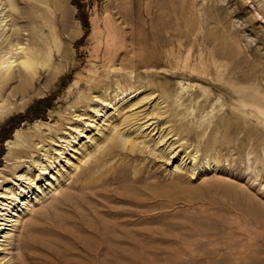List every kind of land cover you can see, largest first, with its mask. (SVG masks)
<instances>
[{"label": "rangeland", "instance_id": "374dc122", "mask_svg": "<svg viewBox=\"0 0 264 264\" xmlns=\"http://www.w3.org/2000/svg\"><path fill=\"white\" fill-rule=\"evenodd\" d=\"M33 13L55 75L1 93L0 191L50 164L61 136L74 146L15 239L0 237L2 264H264V0H0V63ZM106 170L129 202L95 193ZM91 208L117 212L112 232L126 223L121 252L77 246Z\"/></svg>", "mask_w": 264, "mask_h": 264}, {"label": "bare ground", "instance_id": "6f19581e", "mask_svg": "<svg viewBox=\"0 0 264 264\" xmlns=\"http://www.w3.org/2000/svg\"><path fill=\"white\" fill-rule=\"evenodd\" d=\"M11 4L13 6L15 5L13 1H11ZM38 10L40 11V9ZM28 22L31 25L30 33L28 35L29 38L27 39L28 43L26 42V45L22 44V38H21L22 36L17 30L18 31V32L16 31L17 34L12 35L15 37L11 40L9 39L10 41L9 48L11 49V53L13 54L10 56V58H6V60L4 59L3 61H1L2 63H0V96L2 95L1 93L7 91L10 88L11 91L8 90V92L10 93L7 94L10 100L16 97L18 94L24 96L28 92H31L34 86L37 85L36 83L38 81L37 80L38 73H41V71L44 70V68L49 73V76L51 73L53 74L55 73V71H53L54 69L51 70V69L46 68L50 65L49 63L51 62L50 59L53 54V51L51 49L52 44L50 43V40H49L50 37H48L49 35L43 37L42 34H40V32L43 31V29L45 28V25L44 24L42 25V23L40 25L41 21L39 17L36 16L34 13L29 16ZM68 26L69 24H66L65 27L68 28ZM21 28L19 30H21ZM23 37H25V35ZM1 47L4 48L5 45L3 46L1 45ZM58 47L60 50V45H58ZM3 56L5 55L3 54ZM6 57H9V56H7L6 54ZM142 62L144 63L143 65L150 64V61H148V59H142ZM14 82H18L19 84L15 87L13 84ZM101 111L102 110L99 109L96 112L100 113ZM77 117H78V119H76L77 122L78 120L83 119L81 118V115L79 116L77 115ZM75 130L79 131V133L85 131L84 129H79L77 126ZM39 134L41 137L44 136L43 133H39ZM64 137L65 136H61L60 139L58 140L59 142L55 144L56 146H58V147L55 146L56 147L55 152H54L55 156L51 155L50 150L48 149L45 150L44 155L47 156V158H45V161H47V159L49 158L48 161L50 162V164L43 163L44 158H36V160L34 159V161L29 162L30 163L29 168L31 167L32 168L30 170H25V172H22L20 175H17V177H15V181H12L9 183H5L6 180L4 181L5 184L3 185L0 191V237H4L9 242L15 239L14 237H11V236L14 235L13 232L19 229V226L21 225L23 221L22 216L28 210L32 209V207L34 206V203L41 199L40 196H44L46 194L45 187L50 184H53L51 182L49 183L50 177L48 178V176L52 174V171L50 170L51 168H54L55 170H57V173H56L57 175H54V174L52 175V178L54 180H58L60 179V176L64 175L62 172L64 168V165L62 168V157H63L62 155L66 152L65 151L66 147L74 146L72 145V142H74L73 140H68V139H65ZM73 138H77V137H73ZM64 143H65V146H64ZM26 146L25 148L21 147L23 149L21 150L20 153H25V154L28 153L29 155L31 154V152L37 150V148L33 147L32 145H29L27 147ZM52 158L53 160H51ZM95 164L96 163L94 164L92 163L91 166H89V168L90 169L94 168ZM110 169L113 170V168H110ZM109 170H106V172H104L101 175L94 176L96 182H100L104 180V182L101 183L100 189H97L95 193L101 196L105 200L110 201V199H116V198L120 200L121 197H123L124 200H127L126 202H129L130 200L127 199L128 194L125 192V191H128L127 190L128 186L126 185L128 183L127 182L128 180H124V179L118 180L119 179L118 178L115 180L116 181L115 187L114 186L110 187L109 185L108 187L105 186L107 178L106 179H103V178L108 176L107 171ZM1 184L2 183H0V187H1ZM103 184H105L104 187H103ZM135 187L136 188L135 189L132 188V190H134L135 192L137 191L138 194L139 193L141 194L142 192L141 190L143 189L136 185ZM122 188L124 190L123 192L119 190ZM116 214L117 212H114L113 210L112 211H109V210L102 211L99 209L94 210V208L93 210L92 208L89 210V214L85 213L84 218L87 219L88 226L86 225V227L82 228V231H81L82 234L79 235L80 243L77 242V246L79 244L83 252L86 250L85 251L86 254L84 255H86L87 259L89 257L88 256L89 254L90 256H93L96 253L110 254L113 251H119V252L122 251L123 245L125 244V240L128 237V232L125 227L126 223L119 221L120 227L116 228V230L112 232L111 230H109L107 227L104 226L107 223V221L105 223L103 222L107 218L113 217ZM36 227H37L36 228L37 230H41V231L42 229L43 230L47 229L45 226H42V225L41 227L40 225ZM47 231H44V233ZM114 233H116V236L113 235ZM114 241L122 244L121 247L118 246L119 245L118 243H117V246H114V243H113ZM82 245L84 246L85 249L82 247ZM2 246L3 244L0 245V251L4 250ZM81 248H79V250ZM62 258H61L62 261H64V258L66 257L64 256ZM72 263L80 264L78 261H75V260H72ZM0 264H2V261H0ZM104 264H107V263H104Z\"/></svg>", "mask_w": 264, "mask_h": 264}]
</instances>
